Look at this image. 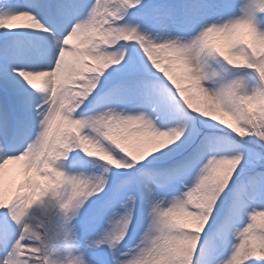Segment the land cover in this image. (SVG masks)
<instances>
[{
    "label": "snow or ice",
    "instance_id": "obj_1",
    "mask_svg": "<svg viewBox=\"0 0 264 264\" xmlns=\"http://www.w3.org/2000/svg\"><path fill=\"white\" fill-rule=\"evenodd\" d=\"M0 264H264V0H0Z\"/></svg>",
    "mask_w": 264,
    "mask_h": 264
},
{
    "label": "rangeland",
    "instance_id": "obj_2",
    "mask_svg": "<svg viewBox=\"0 0 264 264\" xmlns=\"http://www.w3.org/2000/svg\"><path fill=\"white\" fill-rule=\"evenodd\" d=\"M17 179H19V178L17 177Z\"/></svg>",
    "mask_w": 264,
    "mask_h": 264
}]
</instances>
